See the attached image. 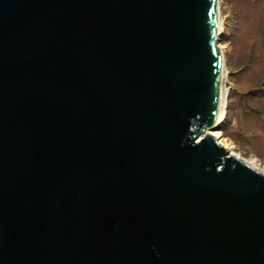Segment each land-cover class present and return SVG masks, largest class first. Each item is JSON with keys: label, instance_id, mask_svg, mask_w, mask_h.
<instances>
[{"label": "water", "instance_id": "1", "mask_svg": "<svg viewBox=\"0 0 264 264\" xmlns=\"http://www.w3.org/2000/svg\"><path fill=\"white\" fill-rule=\"evenodd\" d=\"M215 0H0V264H264V174L218 123Z\"/></svg>", "mask_w": 264, "mask_h": 264}, {"label": "rangeland", "instance_id": "2", "mask_svg": "<svg viewBox=\"0 0 264 264\" xmlns=\"http://www.w3.org/2000/svg\"><path fill=\"white\" fill-rule=\"evenodd\" d=\"M222 47L229 88L219 141L264 173V0H219Z\"/></svg>", "mask_w": 264, "mask_h": 264}, {"label": "bare ground", "instance_id": "3", "mask_svg": "<svg viewBox=\"0 0 264 264\" xmlns=\"http://www.w3.org/2000/svg\"><path fill=\"white\" fill-rule=\"evenodd\" d=\"M218 1L219 0H215V2H216V16H217V19H216V26L217 27H216V29H217V32L220 33L221 28H222V21H221V16L219 13V5H218L219 2ZM217 44H216V46L219 50V59H220L219 113H218L217 121H220L223 118L224 112H225L224 106H225L226 93H227V90L229 88V83L227 81V74H226L227 71H226V68L224 66V61H223L224 59H223V55H222V49H221L222 47L218 46ZM216 124L217 123H215V125ZM215 125L213 126V128H205L204 132L208 133L220 146H222L224 149H226L227 153H229L230 155H233L234 157L240 158L231 151L230 146L224 145L222 143V141H219V137H220V136L218 137L219 134L214 133ZM241 160H243L248 166H250L253 169H256L257 171H260L262 174H264L258 168V166L256 165V163L253 160H245V159H241Z\"/></svg>", "mask_w": 264, "mask_h": 264}]
</instances>
